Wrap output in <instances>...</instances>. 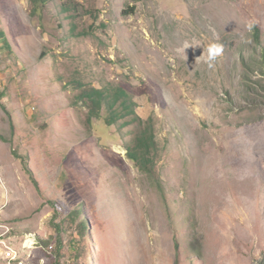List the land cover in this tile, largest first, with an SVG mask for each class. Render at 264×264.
I'll return each instance as SVG.
<instances>
[{"label":"rangeland","instance_id":"rangeland-1","mask_svg":"<svg viewBox=\"0 0 264 264\" xmlns=\"http://www.w3.org/2000/svg\"><path fill=\"white\" fill-rule=\"evenodd\" d=\"M262 58L264 0H0V264H264Z\"/></svg>","mask_w":264,"mask_h":264},{"label":"trees","instance_id":"trees-1","mask_svg":"<svg viewBox=\"0 0 264 264\" xmlns=\"http://www.w3.org/2000/svg\"><path fill=\"white\" fill-rule=\"evenodd\" d=\"M255 37L257 41L259 40V34L258 30L256 29ZM7 46L9 47L8 43ZM262 67L263 72V78H264V58H262V63L260 64ZM124 92L122 89H119L116 92V96L118 97L120 94H123ZM2 97V94L0 93V98ZM83 99L88 100L94 107H99L102 103V101L105 99L106 95L104 91L96 88H91L90 91H85L82 95ZM110 101V107L113 108L115 100H108ZM113 101V103H112ZM126 103V101H125ZM126 105V104H125ZM127 109V106L126 108ZM114 118H117V115H113ZM122 117V114L119 115ZM157 139L155 136V132L152 130V124L148 122L147 126L144 127V129L139 133V135L136 137L134 146L128 149V155L131 157V159L140 165V167H143L144 169L148 170L150 155L152 153H156L157 151ZM78 214V213H76ZM82 230L86 231V224H81ZM43 245V244H42ZM47 258H52L54 262H56V257H53L50 253H46Z\"/></svg>","mask_w":264,"mask_h":264},{"label":"clouds","instance_id":"clouds-1","mask_svg":"<svg viewBox=\"0 0 264 264\" xmlns=\"http://www.w3.org/2000/svg\"><path fill=\"white\" fill-rule=\"evenodd\" d=\"M256 21L255 20H249L247 24V30L251 32L253 28L256 26ZM244 39V37H241ZM245 42H250L249 40H245ZM188 46L185 47V50L187 49ZM222 52V47L220 45L213 44L208 48V60L214 61L216 57ZM211 66V64H210Z\"/></svg>","mask_w":264,"mask_h":264},{"label":"bare ground","instance_id":"bare-ground-1","mask_svg":"<svg viewBox=\"0 0 264 264\" xmlns=\"http://www.w3.org/2000/svg\"><path fill=\"white\" fill-rule=\"evenodd\" d=\"M112 98V97H111Z\"/></svg>","mask_w":264,"mask_h":264}]
</instances>
